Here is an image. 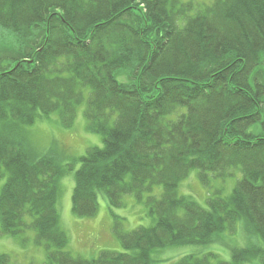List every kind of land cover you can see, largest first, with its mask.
<instances>
[{"label": "trees", "instance_id": "trees-1", "mask_svg": "<svg viewBox=\"0 0 264 264\" xmlns=\"http://www.w3.org/2000/svg\"><path fill=\"white\" fill-rule=\"evenodd\" d=\"M82 108L102 148L70 163L38 150L28 127L57 115L72 129ZM77 163L75 216L95 217L100 195L121 209L133 195L154 216L132 231L115 221L124 252L87 260L68 251L59 182ZM193 171L204 185L212 175L238 180L206 209L178 193ZM5 176L1 234L34 232L46 264H164L154 250L240 233L228 261L209 253L171 264H264V0H0Z\"/></svg>", "mask_w": 264, "mask_h": 264}, {"label": "rangeland", "instance_id": "rangeland-1", "mask_svg": "<svg viewBox=\"0 0 264 264\" xmlns=\"http://www.w3.org/2000/svg\"><path fill=\"white\" fill-rule=\"evenodd\" d=\"M186 1V0H185ZM215 0H195L197 6L209 5ZM32 142L42 153L51 150L62 151L67 157L65 163H70L72 158H80L87 154L91 148H102L103 139L98 134L89 133L86 129V121L83 117V108L79 111L77 121L72 129H64L58 123V116L39 118L37 122L27 128ZM80 164L75 165L74 171L60 180L61 196L58 204L60 223L68 237V251L74 257L87 260L98 258L101 252H124L120 240L114 232L116 222L122 224L126 231H132L139 227L150 228L156 220L150 214L146 203L138 201L133 195L124 198V206L112 208L104 195L99 198V211L93 218H79L72 212V195L75 186V172ZM236 178L222 180L210 177V183L204 185L198 175L193 171L187 180L179 187L181 196L190 197L203 208H208L207 200L213 196L229 198L232 195ZM6 176L0 180V194L5 186ZM161 188H156L152 195L161 194ZM149 195H146V197ZM240 232H242L240 228ZM244 235L227 236L222 244L181 246L166 249H157L152 252V259L159 263L171 264L183 257L190 255L204 256L209 253L218 255L222 261L231 258V249L244 245ZM36 234L27 232L19 238L3 236L0 223V256H7L4 264H46L47 254L45 247L36 243Z\"/></svg>", "mask_w": 264, "mask_h": 264}]
</instances>
